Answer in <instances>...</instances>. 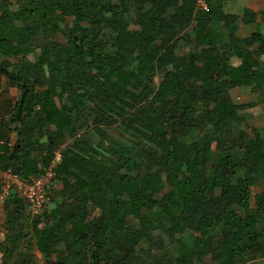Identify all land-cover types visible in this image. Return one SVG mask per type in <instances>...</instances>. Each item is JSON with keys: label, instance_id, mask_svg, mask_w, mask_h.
Listing matches in <instances>:
<instances>
[{"label": "trees", "instance_id": "16d2710c", "mask_svg": "<svg viewBox=\"0 0 264 264\" xmlns=\"http://www.w3.org/2000/svg\"><path fill=\"white\" fill-rule=\"evenodd\" d=\"M201 1L0 0V171L53 184L32 217L5 194L0 264H34V248L44 264H137L147 247L162 252L148 264H264V32L238 34L264 0ZM257 105L254 126L241 111Z\"/></svg>", "mask_w": 264, "mask_h": 264}, {"label": "rangeland", "instance_id": "374dc122", "mask_svg": "<svg viewBox=\"0 0 264 264\" xmlns=\"http://www.w3.org/2000/svg\"><path fill=\"white\" fill-rule=\"evenodd\" d=\"M244 6H247L251 9H253L254 11L258 12L263 7V1H260V0H227L224 8L226 11L240 14V12ZM253 29H258V30L264 32V23L257 21L256 23H254L250 26H247V25L242 24V22L239 20V31H238L239 35H242V36L247 35ZM137 30H138V27H136L135 25H131V26H129V28L127 30V35L129 37H131L137 33ZM185 49L186 48L183 47L181 50L184 51ZM2 83H5V82H2ZM1 88H3L5 97H8L11 100H14V98L17 95V90L15 88L10 87L8 85H2ZM4 88H6V90H4ZM0 92H1V89H0ZM230 96L235 103L241 104V103L249 102L251 100L256 99V97H257L256 86L252 85L250 88L249 87L232 88L230 90ZM241 114L246 118L247 122L250 125L255 126V125L262 124L263 109H262L261 105H257V106L251 107V108L244 109L241 111ZM53 122L57 123L58 119L53 118ZM231 122H230V120H225L222 122V125L225 129H228V131H229V127H230ZM89 125H91V123H89ZM116 133L117 132H114L113 134L116 136H119ZM67 142H68L67 139L63 140V143H67ZM94 146L96 149H98L99 151H101L103 153L110 152V153H117L118 155L121 154V152H119V150L114 145H112L111 143H109L106 140H98L96 145H94ZM2 175L0 174V242L3 244L5 242L4 237H5V233H6V227L3 224L4 212L2 209V205H3L4 198H5V194L3 193L4 190L2 189V187L4 185H11L12 182H11V179L8 177L7 174L2 173ZM49 183H50L49 187H51L53 184L51 183V181H49ZM253 183H255L254 180H253ZM54 186L59 187V184L56 183V184H54ZM262 190H264V180L262 181V183H260V185L253 186L252 198L253 199L257 198L258 193ZM90 211H91V206H90ZM25 215L32 217L30 215L28 209L25 210ZM17 227L19 229H25L27 232L29 231L27 229L28 228L27 221L18 222ZM239 231L241 234L244 233V231H245V224L244 223H242L240 225ZM161 253H162L161 250L158 248H152V247L148 248L147 247L144 249V252L141 254V257L138 259L137 264H148L151 261H154L155 259L160 258ZM30 257H31L32 261L34 262V264H44V260L46 259L45 256L43 254H41L39 251H37L35 248L33 250H31ZM51 257L53 258V255H51Z\"/></svg>", "mask_w": 264, "mask_h": 264}, {"label": "built area", "instance_id": "2783aa9c", "mask_svg": "<svg viewBox=\"0 0 264 264\" xmlns=\"http://www.w3.org/2000/svg\"><path fill=\"white\" fill-rule=\"evenodd\" d=\"M198 4L205 6L201 0H198ZM58 155L57 153L56 159H58ZM2 173L7 174L12 182L11 185H4L2 187L4 194H6L10 188L13 189L27 204V209L31 216L42 210L43 203L47 199L49 181L52 177L50 170H47L44 174L31 176L27 179H23L11 171H0L1 175Z\"/></svg>", "mask_w": 264, "mask_h": 264}]
</instances>
